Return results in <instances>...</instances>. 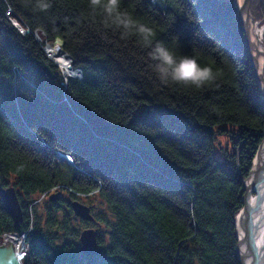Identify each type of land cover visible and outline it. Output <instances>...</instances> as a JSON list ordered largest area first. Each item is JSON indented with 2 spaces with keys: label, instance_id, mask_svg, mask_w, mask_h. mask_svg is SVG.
<instances>
[{
  "label": "trees",
  "instance_id": "obj_1",
  "mask_svg": "<svg viewBox=\"0 0 264 264\" xmlns=\"http://www.w3.org/2000/svg\"><path fill=\"white\" fill-rule=\"evenodd\" d=\"M252 1L262 18L264 0ZM233 2L120 0L121 12L153 29V43L212 68L216 80L196 89L161 83L150 49L121 38L88 0H51L45 11L35 0H0V189L12 187L23 211L15 226L0 199V243L27 231L23 264H240L236 217L263 139L264 106ZM8 8L40 40L16 30ZM57 40L83 74L69 79L65 100L61 75L40 50ZM71 68L61 69L70 76ZM228 124L244 144L220 161L213 128ZM53 149L71 150L77 168L62 172ZM52 188L56 200L28 231L27 205ZM78 195L104 203L112 220L75 217ZM87 224L106 228L98 256L80 251Z\"/></svg>",
  "mask_w": 264,
  "mask_h": 264
},
{
  "label": "water",
  "instance_id": "obj_2",
  "mask_svg": "<svg viewBox=\"0 0 264 264\" xmlns=\"http://www.w3.org/2000/svg\"><path fill=\"white\" fill-rule=\"evenodd\" d=\"M234 7L264 106V16L256 21L258 12H253L252 0H234ZM243 185V206L236 217V254L240 264H264V144L260 146ZM0 195L16 226L22 215L16 192L12 187H8L2 190ZM70 205L75 214L86 220L91 219L90 207L78 201H73ZM79 241L82 254L92 256L101 252L92 229L83 230ZM0 264L22 263L12 246H8L0 247Z\"/></svg>",
  "mask_w": 264,
  "mask_h": 264
},
{
  "label": "rangeland",
  "instance_id": "obj_3",
  "mask_svg": "<svg viewBox=\"0 0 264 264\" xmlns=\"http://www.w3.org/2000/svg\"><path fill=\"white\" fill-rule=\"evenodd\" d=\"M253 2V1H252ZM257 3L256 2V6H257ZM255 4L253 6V9L256 10L257 7H255ZM233 6H234V2H233ZM235 8V7H234ZM5 16H7V18L11 21L13 27L18 30L20 33L22 34H31L34 39L36 41L40 40L39 39V36L37 34V32L33 31L31 28H23L22 25H23V20L20 19V18H17L15 16L12 15V10L10 8L6 9L5 10ZM13 16V17H12ZM261 18L257 16L256 18V21L259 20ZM22 23V25H21ZM24 26V25H23ZM27 30L29 32H27ZM55 45H58L59 48L68 55V57L70 58V61H71V64L73 62V58L63 49L62 47V43L60 42V40H57L53 43H51L50 41H43L41 43V48L40 50L42 51L43 55L46 57V59H48L52 64H54L56 66V69L53 67L52 68V73L53 74H57V75H61V79L59 81L60 85L63 87V90H62V94L63 96L65 95L66 93V90L68 89V82H69V79L70 78H74V79H81V75H83L80 71L77 70V72H75L74 70H72L71 68V64H70V68H71V75L70 76H66L64 74V71L63 69L60 68V66L51 58V56L48 54V52L51 53V51L54 49V46ZM53 46V49L50 50V48ZM251 65V63H250ZM252 67V66H251ZM12 72L13 74L16 75H20V70L19 68H17L16 66H13L12 67ZM253 70V69H252ZM254 75V73H253ZM255 78V77H254ZM25 81H27V84L28 86H30L31 88H33L34 90L38 91L39 90L37 89V87L32 83L30 82V80L27 78L25 79ZM256 81V80H255ZM257 85V84H256ZM258 88V87H257ZM259 92V90H258ZM0 97H1V94H0ZM63 100H65V96L63 98ZM11 121L13 120L15 123H17L16 120L13 119H10ZM20 120L21 122H23L25 125H27L24 121V119L22 117H20ZM236 126L234 124H228L225 127H223L222 129H218L216 127L213 128V131H214V139H213V152L215 154V156L217 157L218 160L220 161H223L224 160V157L227 158V156L234 152L232 150V148H235L236 150H238V147L240 148L243 144H244V141L242 140H238L239 138V133H237L236 131ZM29 130V129H28ZM35 134V133H34ZM39 136V134L37 135ZM40 137V136H39ZM238 142V144L235 145V143ZM264 135H263V139L262 141L260 142V144L258 145L256 151H255V154H254V157L252 159V164H253V160L254 158L256 157L257 153H258V150L260 148L261 145H263L264 143ZM54 150V156H53V160L58 163L60 165V170L64 173L67 172V168L66 167H72V168H75L74 165H75V161L72 157V154H71V150H68V149H53ZM226 154V156H225ZM252 164H251V168H252ZM250 168V170H251ZM250 172V171H249ZM92 178L96 181H98L99 179L96 177V176H92ZM247 178V177H246ZM245 178V179H246ZM244 179V180H245ZM59 187L62 188V186L64 185H58ZM8 188V187H6ZM6 188H3V189H0V192ZM53 190V191H52ZM15 191V190H14ZM64 195H66L65 192H62ZM77 195V194H76ZM55 196V191H54V188H52L51 190H47L45 192H43L42 194H40L38 197L35 198V200H33L32 202H30L28 205H27V209H25V212H27V223H28V228L27 230L29 231V229L32 227V224H33V220H34V216L35 214L40 213V210H44V215L46 214V206H49L47 205V201L48 200H56V198L54 197ZM0 199H1V202L3 203L2 201V198H1V195H0ZM73 201H78L80 203H82L83 205H90L91 203H95L94 205H97L95 206V208L92 210V213L90 212V215H91V219L89 220H86V219H83L82 217L78 216L77 214H75L73 208L71 207V210H72V213L75 217H77L78 219L80 220H84V221H87L88 223L91 222V220L93 221V214L96 216V214H99V213H102V217H105V219L107 220H112V214L111 212L109 211V209L107 208V206L101 202V204H99V200H97V198H94V197H91L89 200L86 199L83 195H78L77 199H73ZM91 202V203H89ZM47 203V204H46ZM89 203V204H88ZM99 204V205H98ZM4 205V204H3ZM89 207V206H88ZM97 207V208H96ZM20 208H21V219L20 221L22 220L23 218V211H22V207H21V204H20ZM38 210V211H37ZM36 211V212H35ZM58 212V211H57ZM98 212V213H97ZM52 215H53V211L50 212ZM42 222L44 221V217L42 218L41 220ZM85 229H92L93 232H95V235H96V240H97V236H98V233H101L103 232L106 228H101L99 229L100 231H98L97 228H94V227H90L88 226L87 224V227H84L83 229H81L82 231L85 230ZM81 231V232H82ZM110 231V230H109ZM27 232V231H26ZM26 232L22 231V232H14V233H11L10 236H4V240L0 243V247H8V246H12V248L15 250V254H17V256L20 258V247H21V243L22 241L25 239V235H26ZM80 232V234H81ZM236 233H237V228H236ZM80 237V236H79ZM107 237L108 235L105 234V238L107 240ZM98 243V242H97ZM99 245V244H98ZM81 246V245H80ZM100 247V246H99ZM101 253V252H100ZM99 253V254H100ZM99 254L97 255H92V256H98ZM84 255V254H83ZM86 256V255H84ZM88 257V256H86ZM21 260V259H20ZM22 263V261H21ZM23 264V263H22Z\"/></svg>",
  "mask_w": 264,
  "mask_h": 264
},
{
  "label": "clouds",
  "instance_id": "obj_4",
  "mask_svg": "<svg viewBox=\"0 0 264 264\" xmlns=\"http://www.w3.org/2000/svg\"><path fill=\"white\" fill-rule=\"evenodd\" d=\"M36 7L45 11L52 7L51 0H35ZM93 15L100 13L105 23H110L121 33V38L137 37L149 48L152 69L161 83L200 89L216 80L210 67H201L191 57L177 59L162 42L153 43L155 33L151 27L138 23L127 13L120 11V0H88Z\"/></svg>",
  "mask_w": 264,
  "mask_h": 264
},
{
  "label": "bare ground",
  "instance_id": "obj_5",
  "mask_svg": "<svg viewBox=\"0 0 264 264\" xmlns=\"http://www.w3.org/2000/svg\"><path fill=\"white\" fill-rule=\"evenodd\" d=\"M238 6V4L236 5ZM235 10V8H234ZM244 34V33H243ZM245 45V43H244ZM246 48V47H245ZM48 54L51 56V58L61 67H69L70 66V58L68 57V55L66 53H64L58 45L54 46V49L50 52H48ZM260 96V95H259Z\"/></svg>",
  "mask_w": 264,
  "mask_h": 264
}]
</instances>
